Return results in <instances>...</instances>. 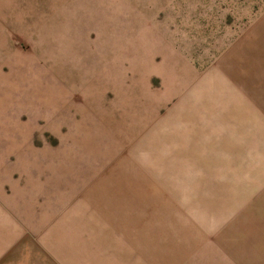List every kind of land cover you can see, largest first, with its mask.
Returning a JSON list of instances; mask_svg holds the SVG:
<instances>
[{
  "label": "rangeland",
  "instance_id": "1",
  "mask_svg": "<svg viewBox=\"0 0 264 264\" xmlns=\"http://www.w3.org/2000/svg\"><path fill=\"white\" fill-rule=\"evenodd\" d=\"M103 164L146 231L70 194ZM1 189L97 264H264V0H0Z\"/></svg>",
  "mask_w": 264,
  "mask_h": 264
},
{
  "label": "crops",
  "instance_id": "2",
  "mask_svg": "<svg viewBox=\"0 0 264 264\" xmlns=\"http://www.w3.org/2000/svg\"><path fill=\"white\" fill-rule=\"evenodd\" d=\"M107 163L108 159L104 164ZM104 164L103 167L94 170L97 173L92 175L91 182L82 188L74 186L70 194L75 196L90 194L96 198L100 209L110 207V231L115 237L116 228L119 237L125 234L128 227L131 228L134 236L146 231L145 175H138L142 177L141 181L129 169L123 170L120 165L113 166L114 168H110L109 165L106 168ZM78 185L82 184L78 183ZM80 189L81 193H79ZM18 194L16 190L11 195L0 190V264H97L87 256L89 252L86 251L83 241H75L76 236L65 228L35 235L53 220L52 218L39 220L29 218V212L23 211L24 205L20 204ZM61 198L62 195L59 194V199ZM72 199L73 197L69 198L70 201ZM81 203L85 209L92 210L90 204ZM96 212L98 213L97 210ZM99 216L102 215L99 214ZM79 220L83 221V219L75 221L79 222ZM58 222L62 223L63 227L67 224L65 219ZM115 240H110V243ZM118 254L124 255L120 252ZM115 258L117 257L110 253V259ZM130 258H135V262L138 261L139 264V256ZM110 264L116 263L110 261Z\"/></svg>",
  "mask_w": 264,
  "mask_h": 264
}]
</instances>
